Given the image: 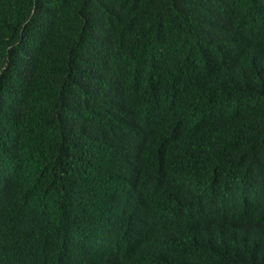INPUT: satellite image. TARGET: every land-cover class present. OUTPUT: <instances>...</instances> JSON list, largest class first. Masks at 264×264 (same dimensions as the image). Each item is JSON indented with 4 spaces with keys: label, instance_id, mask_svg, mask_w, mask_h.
Here are the masks:
<instances>
[{
    "label": "trees",
    "instance_id": "16d2710c",
    "mask_svg": "<svg viewBox=\"0 0 264 264\" xmlns=\"http://www.w3.org/2000/svg\"><path fill=\"white\" fill-rule=\"evenodd\" d=\"M0 264H264V0H0Z\"/></svg>",
    "mask_w": 264,
    "mask_h": 264
}]
</instances>
